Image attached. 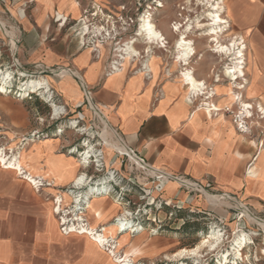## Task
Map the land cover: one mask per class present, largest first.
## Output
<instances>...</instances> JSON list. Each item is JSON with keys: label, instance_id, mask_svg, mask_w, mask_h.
I'll list each match as a JSON object with an SVG mask.
<instances>
[{"label": "crops", "instance_id": "1", "mask_svg": "<svg viewBox=\"0 0 264 264\" xmlns=\"http://www.w3.org/2000/svg\"><path fill=\"white\" fill-rule=\"evenodd\" d=\"M73 2L77 8L70 9ZM224 2L231 10L233 36L245 47L243 70L251 60L244 77L228 84H242L237 81L244 79L242 97L253 107V116L246 121L248 134H240L235 127V105L229 109L233 114L222 106L227 89L224 81L217 84L225 89L224 94H218L217 89L212 99L202 96L189 100L174 68L164 70L158 62L155 74L151 72L150 76L132 65L111 71L107 49L95 54L92 48L79 46L72 37L74 27L69 24L95 8H111L109 0H34L28 13L19 16L17 51L32 70L52 73L64 68L70 72L67 79L80 95L78 102L83 103L86 97L106 119L120 144L152 170L209 187V191L223 193L260 214L264 213V121L254 126V113L264 119V0ZM193 75L202 81L199 75ZM77 94L74 99H78ZM207 100L220 106L219 114L204 113L202 104ZM53 145L57 147L58 143L47 152L44 147L22 146L31 157L26 161L27 168L36 178L44 174L40 186L0 166V264H117L109 250L88 236L62 234L60 215L55 212L56 198L68 193L59 189L79 190L81 186L75 184L85 174L77 159L58 153ZM165 194L179 202L186 199L176 190ZM91 201L102 216L101 221L90 218L96 231L108 226L122 210L108 198ZM188 204L203 205L193 199ZM126 235L115 237L123 241L121 255L127 251V255L139 259L142 254L143 258L161 254L160 237L147 240L142 234Z\"/></svg>", "mask_w": 264, "mask_h": 264}, {"label": "rangeland", "instance_id": "2", "mask_svg": "<svg viewBox=\"0 0 264 264\" xmlns=\"http://www.w3.org/2000/svg\"><path fill=\"white\" fill-rule=\"evenodd\" d=\"M109 1H111V8H95L85 12L78 21L69 24V27H74L72 37L77 39L79 46L96 50L93 47L95 41L102 46L108 43L104 49L110 53L109 66L117 61L120 68L117 48L130 39H138L135 35L139 20L149 8H152L151 13L157 27L166 32L167 44L165 46L167 47L165 50L153 49L154 60H151L146 57L143 44L137 41L134 46L141 57L135 61H129L125 68L132 65V68L139 71L144 67L143 63H147L153 69L152 74H155L156 65L159 62L164 70L176 69L175 76H177L180 68L173 64L176 37L167 33V26L175 22L182 25L209 23L206 22L207 19L209 20L206 16L210 12L205 6L198 5L195 0H161L164 8L157 10L155 6L159 0ZM214 1L218 3L223 1L225 10L228 9L227 12L222 10L219 14L229 22V28L224 29L227 30L228 40L235 34L230 26L233 20L231 10L224 0ZM33 2L34 0H0V22L4 23L5 30L9 32L11 29L15 30L14 37L0 29V72L10 74L5 92L0 93V148L7 150L12 147L25 151L22 146L31 144V147L38 146L40 150L44 147L47 152L52 144L58 143L57 147L53 145L52 148L58 149L60 154L77 159L81 164L82 173L85 174L84 183L79 190L72 187L59 189L60 193L67 192V196L71 199L60 215L68 216L69 219L71 218V223L76 224V218L85 213L88 201L93 198H108L119 204L122 210L108 224V226L118 227L122 224V230L117 234L121 236L128 233L142 234V237L147 240L158 236L162 241L160 255L155 258H143L141 257L143 254L139 259L134 257L136 264H264V232L245 218H241L238 201L224 200L225 197L222 198L223 200L209 201L206 199V194L217 197L220 193L205 189L201 194L182 186L175 187L171 180L166 182L156 177L155 173L142 170L143 166L137 167L129 161L127 155H120L105 146V128L100 123L99 116L95 115L91 109L86 97L83 103L78 102L80 95L73 91L76 89L74 85L69 84L67 79L70 72L64 69L65 74L54 75L51 72L32 70L22 62L19 51L13 55L11 41H17V47L19 45V16L26 15ZM85 27L90 28V32L99 29L101 36L93 37L96 33L91 32L84 41H81L80 33ZM207 29L193 30L194 32L189 35V39L195 43L196 48V54L190 62L189 69L193 74L199 75L198 79L205 83L207 88L205 92L217 88L219 94L221 91L224 94L225 89L229 87V82L223 74L230 62L224 57L213 54L211 49L209 51L207 48L210 46L209 43L200 37L208 31ZM234 40L240 43L235 37ZM94 52L98 53L97 50ZM250 62L251 60L247 65ZM247 65L244 70L248 68ZM150 75L151 73L148 76ZM43 79H47L50 84L49 92L45 96L40 97L35 93L23 91L25 83ZM218 80L227 84L225 89L219 88ZM243 80L237 82L242 81L244 86ZM76 94L78 99L73 98ZM51 103L59 111L57 118L53 117ZM260 121H264L263 116L254 113V126L259 127ZM106 130L110 140L119 145L120 140L107 125ZM48 138L58 141L44 143ZM86 152L89 155L88 163L84 162ZM171 190H176L177 193L186 196L185 201L179 202L176 197H169L165 194ZM76 199L79 200V204L76 203ZM192 199L203 205L188 204ZM244 207L248 209L245 208L248 214L264 222V213L256 214L249 207L245 205ZM122 213L127 219L120 222L119 216ZM108 226L99 228L98 232H102ZM211 232L221 234V243L216 249L205 248L200 251L198 257L192 259H187L188 256L183 260L175 258L180 250L194 249ZM68 233H71V230ZM117 234H114L115 237ZM243 236H246V242L241 251L242 259L235 258L231 254L232 248H237V242ZM115 239L117 242L118 239ZM154 245L153 243L152 247ZM105 249L108 252V248ZM225 256L226 260H224Z\"/></svg>", "mask_w": 264, "mask_h": 264}, {"label": "bare ground", "instance_id": "3", "mask_svg": "<svg viewBox=\"0 0 264 264\" xmlns=\"http://www.w3.org/2000/svg\"><path fill=\"white\" fill-rule=\"evenodd\" d=\"M36 2H40L43 0H35ZM46 1V0H45ZM196 3L200 6H205L207 11L210 12L206 17L208 24H184L181 23H174L171 24V26H167L166 31L167 33H171V35L176 37V41L174 43V55H173V64L175 67L180 68V72L178 73V78L180 79V82L183 86H185V98H189V100H197V98L201 96H207L209 98H214V96L217 94V88L211 89L210 92L206 91V85L203 81H198L195 79L191 69L188 68L190 65L191 60L196 54V48L195 43L189 39V35L195 31H202L204 28H208V31H205V34L201 35V38L206 39L207 43H209L210 46H207V48L213 51V54L218 55L219 57H224L227 61L230 63L227 64V67L225 68L223 77L228 79V82L234 80L235 78H243L244 77V60H245V47L243 46L242 42L238 43L234 40V37H231L227 40V30L229 28V22L226 18L220 16L222 10H225L224 3L221 1L220 3L215 2L214 0H195ZM77 8L76 3H71L70 9ZM155 10L157 9H163L164 5L161 2V0L157 1V4L155 6ZM152 8H149L147 12L140 18L139 20V27L137 30V33L135 35L138 39H130L129 41L125 42L123 46H119L117 48V56L119 57V69H114L115 71L118 70H124L125 66L128 65L129 61L136 59H140V53L135 48V43L139 41L144 46V50L146 52V57L154 60V56H152V50L153 49H163L165 50L167 45L166 42V32H164L162 29L157 27L153 20V15L151 13ZM206 11V12H207ZM227 12V10H225ZM224 11V12H225ZM15 13V12H14ZM227 14V13H226ZM13 16V14H12ZM110 19V18H109ZM3 22V21H2ZM5 25L4 23L0 22V29L2 32H7L15 37V30L11 29V31H7L4 29ZM98 28V27H97ZM96 28V29H97ZM164 28V27H163ZM90 28L85 27L81 30L80 35L82 36V40H85V37L89 35V33L94 32L96 33V36H101L99 29L96 31L89 30ZM101 29V28H100ZM104 30V29H103ZM104 34V33H103ZM92 36V35H91ZM103 36V35H102ZM242 41V40H241ZM105 46H108V43L105 44ZM105 46L100 45L98 41L94 42V46L96 50L100 53H102ZM242 46V47H240ZM240 47V48H239ZM11 51L13 55H15L17 51V41L13 42L11 41ZM93 50V51H96ZM90 51V50H89ZM144 52V51H143ZM118 64V63H117ZM144 69L142 70L145 74H150L153 72V69L149 67L147 63H143ZM54 75H62L65 74L64 68H58L56 70H51ZM0 93L5 92V86L9 83L10 74L8 73H2L0 72ZM217 82H220L218 80ZM25 88H23L24 92L29 93H35L36 96L43 97L45 96L50 89V84L47 79H43L41 81H29L23 85ZM245 90V86L242 84H235L234 82L230 83L229 87L226 89V100L225 103L222 105L223 107L230 109L232 105H235L236 114L238 113L240 117L247 118L248 120L253 116L252 110L253 107L251 104H248L244 102L242 97V92ZM219 92V91H218ZM219 94V93H218ZM49 98V97H48ZM208 98V99H209ZM208 101V100H207ZM90 105V104H89ZM204 106V113L208 114V116H212L213 113L220 112L221 108L220 106L215 105L212 102H205L202 104ZM247 106V107H246ZM50 107L53 111V117L57 118L59 116V111L57 107L51 103ZM91 109L95 113V115H98V119L100 123L102 124L104 130V144L107 147H110L111 150H115L120 155H127L130 162L134 163L137 167L141 168L142 170L146 171H152L156 175V177H159L160 179L168 182L171 180L174 182L175 187H178L181 185V182L177 178H173L169 174H165L162 172H159L156 170H152L150 168H147L143 164H141L137 158L133 154H131L123 145L119 144L116 145L114 142H112L109 138V133L106 130L107 121L103 119L101 115H99V111L92 107L90 105ZM259 110V109H258ZM263 110V109H262ZM261 109L259 110V112ZM258 112V113H259ZM264 112V111H261ZM219 114V113H218ZM260 114V113H259ZM264 114V113H261ZM260 116V115H259ZM108 126V125H107ZM58 140L48 138L45 143H53L57 142ZM35 143V142H34ZM89 148V147H88ZM30 153V152H29ZM33 153V152H32ZM35 154V153H34ZM38 155V154H37ZM88 152L85 153L84 162L88 163ZM262 156L260 154L259 158ZM36 157V156H35ZM33 159V158H32ZM31 161V157H27V153L23 150L19 151L18 149L14 148H8L1 149L0 148V166L3 169H8L13 172H15L18 176H23L28 180L29 183L33 184L34 186H40L42 184V180L45 178L43 175H37L34 174L30 169H28L26 161ZM82 161V160H80ZM250 172V171H249ZM251 173V172H250ZM161 175V177L159 176ZM251 174H254L253 172ZM85 176H81L78 178L75 186L79 187L81 184L83 185ZM185 186L188 188L194 189V185H192L190 182H183ZM39 188V187H38ZM204 192V191H201ZM101 193V192H100ZM59 197V196H58ZM224 197L223 194H219L217 197L211 196L209 194H206V199L209 201H216L217 199L221 200ZM76 198V197H75ZM89 199V198H88ZM71 199L68 196H63L62 198H56V210L59 215L61 214V211H63L64 206L68 205ZM55 202V201H54ZM79 200L76 199V203ZM238 203V202H237ZM76 206V205H75ZM72 208V207H71ZM238 208L241 213V218H245L248 222L256 225L264 232V222H261L259 219L252 217L248 212L245 210L243 205L238 203ZM85 213L78 216L76 218V224L71 223V218L69 219L68 216H61V222L60 227L64 226L67 233L70 232L72 234H81L86 235L89 238H91L96 244L99 246H102L103 248H108L110 254L114 257L117 264H136L135 258L132 256L127 255V251L123 255L120 254V249L122 248V239L116 242L115 235L122 229V224L118 226H108L107 228H104L102 232L96 231L93 224L91 223L90 218H93L95 220L101 221L102 216L100 213V210L94 207L93 202L87 203V207H85ZM71 216V214H70ZM126 215L122 213L120 217V222L125 220ZM59 217V219H60ZM73 219V218H72ZM127 219V218H126ZM95 222V221H94ZM70 229V230H69ZM129 233L126 235L128 236ZM124 237V236H122ZM246 236H243L239 242H237V248L233 249L231 254L235 258L242 259L241 251L244 248V244L246 242ZM127 243V241H126ZM221 243V234L216 232H211L207 236H205L200 243L194 248L190 250H180L176 255L175 258L178 260L185 259L186 256H188L187 259L196 258L199 256V253L201 250L208 248L211 250L216 249L219 244ZM226 260V256L224 258Z\"/></svg>", "mask_w": 264, "mask_h": 264}, {"label": "built area", "instance_id": "4", "mask_svg": "<svg viewBox=\"0 0 264 264\" xmlns=\"http://www.w3.org/2000/svg\"><path fill=\"white\" fill-rule=\"evenodd\" d=\"M115 65V66H114ZM115 68H119L118 67V64H117V61L115 62H112L111 63V66H110V70L111 71H115L114 69ZM144 69V67H142V70ZM225 112H227V113H230V114H233L229 109H225ZM248 119L247 118H243V117H240L239 116V114L237 113V114H233V122H234V124H235V127H236V129H237V131L240 133V134H248L249 133V128H248V126H247V124H246V121H247ZM136 157V156H135ZM137 159H138V161L141 163V164H143L144 166H146L147 168H150L148 165H146L144 162H143V160L142 159H140V158H138V157H136ZM150 169H152V168H150ZM157 172V171H156ZM158 173V172H157ZM159 176L161 177V175L159 174ZM174 179L175 178H177V177H173ZM177 179H179L180 180V182H181V185L180 186H182V187H184V188H186V189H191V190H193V191H197V192H199V193H201L202 194V192L201 191H205V189H209V187H206V188H202V187H200L198 184H196V183H193V182H190L192 185H194V189H192V188H188L187 186H185V185H183L184 183L183 182H189L188 180H185V179H182V178H177ZM220 194H223V193H220ZM221 200H223V199H221ZM224 200H231V198L230 199H228V197H225V199ZM246 208V207H245ZM247 209V208H246ZM248 210V209H247ZM60 230H61V232H62V234H67V231H66V229H65V227L64 226H61V228H60Z\"/></svg>", "mask_w": 264, "mask_h": 264}, {"label": "snow or ice", "instance_id": "5", "mask_svg": "<svg viewBox=\"0 0 264 264\" xmlns=\"http://www.w3.org/2000/svg\"><path fill=\"white\" fill-rule=\"evenodd\" d=\"M247 107V106H246Z\"/></svg>", "mask_w": 264, "mask_h": 264}]
</instances>
